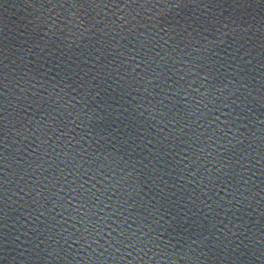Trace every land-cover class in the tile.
Here are the masks:
<instances>
[{
	"label": "water",
	"instance_id": "1",
	"mask_svg": "<svg viewBox=\"0 0 264 264\" xmlns=\"http://www.w3.org/2000/svg\"><path fill=\"white\" fill-rule=\"evenodd\" d=\"M261 97L264 0H0V264H264Z\"/></svg>",
	"mask_w": 264,
	"mask_h": 264
},
{
	"label": "snow or ice",
	"instance_id": "2",
	"mask_svg": "<svg viewBox=\"0 0 264 264\" xmlns=\"http://www.w3.org/2000/svg\"><path fill=\"white\" fill-rule=\"evenodd\" d=\"M47 2L49 4H52L53 6H55L56 4H59L60 7H63V4L64 3H71V5L73 7H75L77 4H80L81 6H83V4H85V3H92V2H95V0H47ZM101 2H102V0H101ZM115 2H116V0H113V3H115ZM137 2H138V0H125V3L126 4H136ZM190 2H195V0H190ZM143 3L144 4H152L153 5V8L163 9L164 7H167L169 10H171V9H174V8L181 7V5H183L185 3V0H143ZM49 11H51V9ZM148 11H152V9H148ZM156 15H159L161 17H165V13L163 11H159L158 13H156ZM72 16L73 17H76V19H79L78 13L73 12L72 13ZM47 19L49 21V25L48 26L50 28H52V29H58V27H59L58 20L60 22H63L65 27H67L68 25H73L74 27H79V25L76 23V21L74 19H72V18H69L68 20L65 21L64 20V17H62V16H55L54 17V16H51L50 15ZM80 22L83 23V21H80ZM164 22L165 23H169L170 27H181V28L184 27L183 25H179V24L173 26L166 19L164 20ZM158 23H159V21H158ZM188 27H191V25H188ZM162 38L163 37H161V39ZM179 91H183L182 87H178L177 92H179ZM261 100L264 101V97H261ZM161 103H163V101H161ZM262 106H264V105H262ZM249 110L250 109H247V108L246 109H241V113H244V115L241 116L242 119H247L246 112L249 111ZM216 131H217L216 128H212L211 129V132L213 134ZM229 131H230V129H229ZM224 136L226 137L227 136V133H224ZM57 139H59V137H57ZM114 146L115 145H113V147ZM124 164L127 165L128 164V161L125 160L124 161ZM185 167H188V165H185ZM221 167H222V169L227 168L228 167V164L227 163H223ZM217 171H220V170H217ZM190 174L196 175L198 173H190ZM224 174L227 175V173H224ZM129 175H131V173H129ZM244 182L247 183V181H244ZM81 187H83V186H81ZM241 195H243V193ZM244 199H248V197L245 196ZM232 200L235 201L236 204L241 203V201L240 200H237L235 196L232 197ZM231 202L232 201H229V203H231ZM221 203H222V198H221V201L218 202V206ZM206 206L209 207V208H211V205H206ZM156 223H158V221H156ZM220 223L223 225V220H221ZM224 226L226 227V225H224ZM133 235H135V234H133ZM145 236H148V233H145ZM80 238L83 239L84 237L81 236ZM148 242L149 241H145V243H148ZM150 242L153 243L154 246L157 247V248L161 247V244L164 243L163 241L160 240L159 237H157L155 240H151ZM193 242L195 243V241H193Z\"/></svg>",
	"mask_w": 264,
	"mask_h": 264
}]
</instances>
